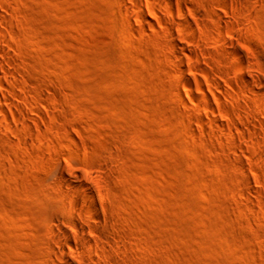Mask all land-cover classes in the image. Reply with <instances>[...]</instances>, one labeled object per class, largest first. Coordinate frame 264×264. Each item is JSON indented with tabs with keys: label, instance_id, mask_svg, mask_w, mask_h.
Returning a JSON list of instances; mask_svg holds the SVG:
<instances>
[{
	"label": "rangeland",
	"instance_id": "1",
	"mask_svg": "<svg viewBox=\"0 0 264 264\" xmlns=\"http://www.w3.org/2000/svg\"><path fill=\"white\" fill-rule=\"evenodd\" d=\"M2 1L0 241L12 247L3 264H51L38 246L52 216L63 219L50 201L57 171L99 176L107 160L117 174L105 195L134 264H264V93L242 81L264 83V0H227V10L186 0L183 16L164 0H152L155 13L146 0H125L127 13L122 0ZM228 32L248 70L225 52ZM174 42L208 52L187 56Z\"/></svg>",
	"mask_w": 264,
	"mask_h": 264
},
{
	"label": "bare ground",
	"instance_id": "2",
	"mask_svg": "<svg viewBox=\"0 0 264 264\" xmlns=\"http://www.w3.org/2000/svg\"><path fill=\"white\" fill-rule=\"evenodd\" d=\"M124 1L122 0V6L126 12L128 10L127 9L128 5H126L127 3L126 1L125 2ZM129 1L132 6L136 7L137 9L140 8L139 7L140 0H129ZM164 1L168 5L169 10L175 9V12L178 15L183 14L182 5H185L187 3L186 0H164ZM146 2L149 6L150 12L155 13V6H153L154 4L152 3V0H146ZM219 2H220V7L223 10H227L229 7L232 8V6L228 3L227 0H219ZM3 6H4V3L2 0H0V7H3ZM188 10L192 13V15L196 19H199L201 17V14L194 7L189 6ZM138 12H141V10H139ZM211 13L215 17L217 25H219L221 28H224L225 30L229 29V27L232 24L231 19L227 18L225 15L223 16L220 13L215 12L214 10H211ZM1 14L2 13H0V20L3 21L4 17H2L3 14L2 15ZM5 15L7 16L6 13ZM140 15H141L142 22L152 25L151 24L152 22L148 20V17L145 14L140 13ZM183 21H184V25L186 28L191 27L190 22H188L185 19ZM0 23L4 27L3 23L2 22ZM6 24L8 25V23ZM1 31L2 30H0V41L5 42L6 40L5 35ZM5 32L6 31L4 30V33ZM226 34H227L226 38L224 37L221 38V41L223 43L222 45L225 47V52L234 61L233 62L234 65H236L240 69L248 70L250 66L245 61L246 54L243 52L241 48L237 46L236 35L230 32ZM173 46L177 49H180L182 52L187 54V56L191 55V57L192 55L195 57V55L198 53V52L196 53V51L199 48L198 47L197 50L194 49L193 51L188 52L184 46H180L179 43L177 42H174ZM203 50L204 51L207 50L208 52V49L199 48L200 52H203ZM192 68L189 67L188 68L189 71L192 70V72L194 71V73H196L197 70H195V68L193 69ZM202 71L204 72V70ZM7 73H9L8 69L4 68L0 64V78L3 77L1 75H4V74L6 75ZM181 79H180L181 81L180 84L182 86V89L187 94V91H190L192 89V83L186 78L184 79V77L182 80ZM242 81L244 82V84L246 85V87L251 93L253 94H256L258 92L264 93V83L262 82V79L261 80L259 79L257 81L244 79ZM2 83H0V85ZM213 83L211 82L210 86L217 89L218 88L217 84L215 83L216 85H214ZM195 85L200 90H203L202 82L199 79H195ZM2 86H5V85L3 84ZM228 88L233 90V87L228 86ZM220 92H222L223 94L222 93L221 94L224 95L225 97H228V93L224 89H221ZM1 98L2 100H4L3 102H8L9 98H7L6 96H2ZM214 99L216 101L219 100L220 102L219 98L214 97ZM253 101H254V104L258 103L259 104L258 107H260V103L257 102L258 100L256 101L253 100ZM261 105L263 106V104ZM212 106H213L212 104H208V103L206 105L211 115L214 114L213 113L214 107ZM30 119L32 122H34V124H36L35 119L33 118H30ZM215 120H211L210 123H212L215 127L220 126L221 122L220 124H218L219 123V122L217 123L218 120L217 121ZM5 123L6 122H4V124ZM201 124L203 123L201 122ZM223 126L225 127L226 125L224 124ZM27 128H29V130H32L30 126H27ZM102 154L104 156L105 153L103 152L101 153V155ZM240 162L242 163L241 160ZM103 164H104L103 165L104 168L107 171L106 172L107 174H103L99 176L90 174L85 171L78 173L75 171L63 170L64 174L61 171H57L59 173L58 178H59L60 185H59V188L50 195L51 199L50 198L49 199L52 203V210L56 212H60L64 220L63 219L61 220V218L57 214L53 215L50 220L49 227H48V236L50 240L42 239L38 246L39 252H41V255L44 257H48V260H50L51 264H134L133 263L134 261L132 262L131 260L133 257H131L127 251L128 250L127 245L130 243L131 235L122 228L121 220L117 216L114 215V209L112 207V204L107 200V197L105 195L104 185H103L105 184L104 180H106V178L109 180L113 178V177L111 178L110 172L112 171V175H113V173H115L116 170L114 171V169H112L113 167L108 160ZM115 174H117V172ZM116 176L117 175H115V177ZM10 247H11L10 245L3 244L0 241V264H3L4 257H5L4 254H7V252L10 251V249L12 248Z\"/></svg>",
	"mask_w": 264,
	"mask_h": 264
}]
</instances>
